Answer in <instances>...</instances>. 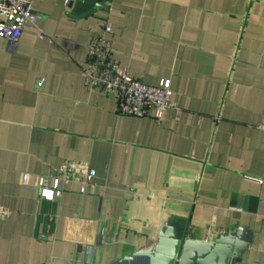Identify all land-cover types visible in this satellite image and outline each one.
Segmentation results:
<instances>
[{
    "label": "crops",
    "instance_id": "0c3cea01",
    "mask_svg": "<svg viewBox=\"0 0 264 264\" xmlns=\"http://www.w3.org/2000/svg\"><path fill=\"white\" fill-rule=\"evenodd\" d=\"M68 1L34 0L46 37L0 36V264H117L163 227L242 233L233 264H264V0ZM105 34L132 76L171 81L173 108L121 115L87 87L88 45ZM68 161L97 188L41 200L37 176Z\"/></svg>",
    "mask_w": 264,
    "mask_h": 264
},
{
    "label": "built area",
    "instance_id": "2783aa9c",
    "mask_svg": "<svg viewBox=\"0 0 264 264\" xmlns=\"http://www.w3.org/2000/svg\"><path fill=\"white\" fill-rule=\"evenodd\" d=\"M34 0H0V36L11 44H16L22 31L32 26L41 37H46L38 25L39 16L33 7ZM112 27L106 24L105 33H111ZM105 35L97 36L88 45L86 66L83 68L88 88L113 95L121 115L144 117L150 114L152 107L164 112L174 107L173 91L170 80H163L160 85L153 86L132 76L126 67H122L114 58L112 41ZM44 79L38 82L41 86ZM264 129V121L260 124ZM74 164L66 162L61 171L54 176H37V186L41 200L55 201L64 193L63 185L79 184L80 193L94 192L98 184L96 172L88 170L82 175L73 173ZM31 174L25 173L23 181H29ZM259 183L263 181L249 176Z\"/></svg>",
    "mask_w": 264,
    "mask_h": 264
},
{
    "label": "water",
    "instance_id": "95a60500",
    "mask_svg": "<svg viewBox=\"0 0 264 264\" xmlns=\"http://www.w3.org/2000/svg\"><path fill=\"white\" fill-rule=\"evenodd\" d=\"M74 1L69 0L68 5ZM238 238L242 239L243 234ZM238 238L232 235L222 242L194 240L187 237V231L180 235L173 227H163L154 247L125 256L117 264H233L241 256L239 247H248Z\"/></svg>",
    "mask_w": 264,
    "mask_h": 264
}]
</instances>
